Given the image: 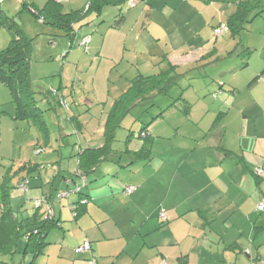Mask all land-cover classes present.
Masks as SVG:
<instances>
[{
  "label": "crops",
  "instance_id": "obj_1",
  "mask_svg": "<svg viewBox=\"0 0 264 264\" xmlns=\"http://www.w3.org/2000/svg\"><path fill=\"white\" fill-rule=\"evenodd\" d=\"M8 1L0 0L2 7ZM50 1L53 0H17V3L30 2L42 8ZM54 1L61 4L64 14L84 11L89 3V0ZM255 1L127 0L129 8L136 2L141 3V8L134 12L138 17L134 27L139 28L136 50L155 48L160 51L157 73L152 74L153 67L149 62L153 64L155 58H149L145 69L138 67L134 79L164 71L180 77V68L204 72L232 58L236 59L232 71H242L253 62V74H249L248 79L240 75L234 80L235 85L230 84L235 96L223 89L219 96L215 94V102L206 99L203 112L207 115L201 114L195 121V117L190 119L193 123L189 134L182 133L174 123L157 125L153 132L148 127V139L153 140L149 153L151 164L141 161L147 157L137 159L134 156L143 149L142 131L141 147L138 150L127 148L123 153L132 159V163L141 164H137L132 174L118 170L124 178L129 176V185L125 189L117 188L113 183L116 166L105 164L114 160L112 144L113 152L108 159L93 167L87 175L85 188L80 187L78 201L75 199L68 205H76L79 217L74 218L71 209L67 212L59 210L53 203L52 213L62 221V227L49 232L48 245L37 256H23L27 238L19 239L18 253L12 256L20 257L18 264H91V260H97L99 264H161L164 261L168 264H264V212L258 210L259 204L264 202V173L257 175V170L264 172V91H254L264 83V0H259L262 7L252 13L254 17L262 11L261 15L246 24L239 35L234 36L228 31L235 43L232 50H218L219 40L211 42V33L214 31L217 37L219 25H228L243 3L254 4ZM104 10L101 15L93 14L100 18ZM187 10L189 12L185 13ZM189 13L191 16L187 15ZM175 17L179 21H174ZM200 18L209 36L207 44H212L211 50L200 55L203 48L198 46L196 53L179 55L199 37L201 31L195 29V24ZM128 19L126 13L116 14L103 23L108 26L104 28L110 29L108 33L117 31ZM102 37L99 41L104 35ZM4 38L0 36L3 42ZM100 47L99 43L95 48L100 50ZM123 48L126 50L127 46ZM117 50L125 57V51L122 52L120 47ZM165 50L167 53L163 55ZM244 79L250 83L246 85ZM194 98L183 99L186 100L184 113L188 119ZM11 103V94L0 86V107ZM177 105L179 103L170 105L166 114L177 111ZM9 112L14 117L15 106L14 111L9 107ZM163 117L162 114L158 119ZM104 140L97 148L106 144ZM40 173L39 170L29 175L35 179H27L28 191L20 188V184L11 190L10 207L20 220L31 217L37 208V203L32 207L25 205L20 212L26 204L21 196L38 189L33 192L35 196L42 193L37 202L46 197L53 199L52 192L42 189L45 183L40 182ZM129 187L135 190L128 193ZM2 204L0 201V222ZM163 212L166 220L161 218ZM87 241L92 250L79 252ZM0 260H3L2 256Z\"/></svg>",
  "mask_w": 264,
  "mask_h": 264
},
{
  "label": "rangeland",
  "instance_id": "obj_2",
  "mask_svg": "<svg viewBox=\"0 0 264 264\" xmlns=\"http://www.w3.org/2000/svg\"><path fill=\"white\" fill-rule=\"evenodd\" d=\"M129 2L122 7H107L100 18L89 13L81 22L75 24L76 36L73 39L66 33L41 23L29 11L22 10L20 12L21 4L17 3V0H9L4 4L2 9L10 16L16 17L26 34L32 39L31 81L37 93V106L43 111L45 124L33 120L17 121L13 119L14 117L9 112V107L14 111L12 103L6 104L3 108L0 107V194L7 179V184L12 186H18L23 178L35 179V177H29L28 172H19L21 166L39 165L41 171L39 179L41 183L42 181L45 183V187L42 189L45 188L46 191L52 192L55 207L67 212L70 210L68 205L75 199L78 201L79 196L74 192L76 186L82 187L81 189L85 188L83 180L75 177L80 150L97 148L105 142L109 115L115 102L128 90L138 67L142 70L145 69L143 67L146 60L155 58L153 64L149 61L150 67H153L152 74L158 71L160 62L157 57L160 51L155 48L137 51L135 48L139 28L134 27L138 18L134 12L141 8V3L137 4L136 2L134 7L129 8ZM120 12L126 13L129 18L128 22L121 29L108 33L110 29L104 28V26H108L103 23ZM188 12L189 10L185 11V13ZM187 15L191 16L190 13ZM173 19L179 21L178 17ZM201 21L202 18L195 24V29L201 31L199 37H196V40L190 38L192 40L190 48L179 55L196 53L198 50L195 49L198 46L203 48L200 55L207 54L211 50L212 44H207L210 42L208 41L209 36L206 35L207 31L201 25ZM102 34L104 39L99 41L100 38H103ZM211 34V42L215 39L219 40L218 50L224 49L226 52L235 47V43L232 42L231 35L226 29H223L217 37L214 31ZM0 36L5 37L4 42L0 39V51H3L9 46L11 38L5 29H0ZM84 37L91 38L87 47L81 45ZM99 43L100 50L95 48ZM124 45L127 46L126 50L123 48ZM118 47L122 52L125 51V57H122V53L119 54ZM98 52L100 53L98 54ZM166 53L165 50L163 55ZM234 60L236 59L232 58L219 62L204 72L180 68V72H178L180 77H176L178 82L170 85L166 94L152 96L150 100L134 107L130 114L121 121L119 129L116 131V140L113 142L114 160L105 163L107 166L111 163L116 166L112 178L117 188L125 189L129 185L127 182L129 176L124 178V175H120L119 171L130 174L135 170L137 164H141V162L132 163V159L123 153L127 148L138 150L141 147L140 135L145 127L149 126L153 132L154 127L168 122L174 123L182 133L189 134V128L193 123V120L190 119L195 117V121L200 119L201 114L207 115L203 112L206 99H209L210 103L215 102V94L219 96L223 89L233 95L236 94L230 89V84L235 85L234 80L240 75L248 79L249 74H253L254 64L252 62L251 67L235 72L232 71L236 67ZM191 68L195 67L191 66ZM248 83L250 80L246 82V85ZM0 86L7 94L10 93L6 86ZM254 91H264V83L258 85ZM46 93L48 94L47 98ZM198 95L201 97L200 99H198ZM193 96L195 97L191 101L193 111L191 118L188 119V115L185 114V102ZM7 98L10 96L7 95ZM181 99L186 100L182 101ZM174 103H179L177 111L166 114L169 111V106ZM161 114L164 117L158 119ZM152 141L149 138V144L146 146L148 151L151 150ZM154 152L152 154L155 155ZM149 160L148 156L141 161L150 163ZM146 164L150 165L151 163ZM70 174L75 177L76 182L67 186V180H64L63 177H68ZM4 177L7 179L3 180ZM91 184L89 183V185ZM37 190L34 189L27 195L21 196L25 198L26 204L20 208V212L25 205L35 206L37 199L42 198V193L39 196L34 195L33 192ZM67 191L71 192L69 196L60 201L58 194ZM24 213L27 214L26 211ZM3 260L9 264H18L20 257L4 256Z\"/></svg>",
  "mask_w": 264,
  "mask_h": 264
},
{
  "label": "trees",
  "instance_id": "obj_3",
  "mask_svg": "<svg viewBox=\"0 0 264 264\" xmlns=\"http://www.w3.org/2000/svg\"><path fill=\"white\" fill-rule=\"evenodd\" d=\"M125 3H127V0H89L87 8L84 11L64 14L61 9V4L54 0L50 1L42 8L37 7L34 3L23 2L20 12L22 10L29 11L41 23L50 25L66 33L67 36L73 39V37L76 36L74 25L81 22L89 13L101 15L106 7H122ZM260 4L261 1L259 2V0H256L254 4L243 3L232 15L228 25L221 24L217 29L224 26L226 30L232 32L234 36L239 35L246 24L251 22L257 15H261L262 11L256 16H252L255 10L262 7ZM120 14H122V12H120ZM0 29L8 31L11 38L9 46L5 50L0 51V83L6 86L11 94L12 104L15 106L14 119L19 121L33 120L45 124L42 115L43 111L37 106V93L31 81L32 39L26 34L17 18L10 16L2 9L1 2ZM90 40V37H84L81 41V45L87 47L89 42L83 43ZM177 76V74L172 75L170 72L164 71L159 75L139 76L134 79L128 90L115 102L109 115L105 131L106 144L100 148H86L84 151L80 152L75 177L82 178L83 184L85 185L87 175L100 163L106 161L111 152H113L112 144L116 140V131L119 129L121 121L130 114L134 107L150 100L152 96L163 93L166 94L168 87L176 82ZM45 96L47 98L48 94L46 93ZM160 116H162V114ZM148 127H145L142 132V138L144 139L143 149L134 155L137 159L149 156L150 151H148V147H146L147 144H149V136L147 134ZM39 170V165H23L19 172L25 171L31 175L35 172H39ZM75 177L71 174L68 177H64L67 180V186H70L72 182H76ZM4 179L7 178L4 177L3 180ZM7 181L8 179L4 182L1 193L3 215L0 222V256L16 255L18 253V241L23 237L27 238V243L22 255L26 256L32 254L37 256L43 251L44 247L48 245L46 238L49 232L62 227V221L55 218L53 213L51 215L48 213L49 209L47 208L53 209L54 207V198H44V200H42L45 202L44 205H37L36 211L31 217L20 220L10 207L11 190L16 186L7 184ZM19 184L20 188L24 191H28L27 178H23ZM74 192L80 194V187L76 186ZM70 193L69 191L59 193L58 197L60 201L63 198H67ZM43 206H45L47 210H45ZM70 209L73 213V217L78 218L80 214L76 205H72ZM95 261L97 262V260ZM0 264L9 263L0 260Z\"/></svg>",
  "mask_w": 264,
  "mask_h": 264
},
{
  "label": "built area",
  "instance_id": "obj_4",
  "mask_svg": "<svg viewBox=\"0 0 264 264\" xmlns=\"http://www.w3.org/2000/svg\"><path fill=\"white\" fill-rule=\"evenodd\" d=\"M131 6L133 5V3H131L130 4ZM223 29H226L224 26H222L221 28H219L217 31H216V34L218 35ZM87 42H89V41H85L83 44H85V43H87ZM263 170H257V175H259V176H263ZM135 190V188L134 187H129L128 189H127V192L128 193H132L133 191ZM66 195V194H65ZM64 195V196H65ZM44 201H38L37 202V205L38 206H41V205H44ZM258 210L260 211V212H264V202H262L261 204H259V206H258ZM48 213L51 215L52 214V210H51V208H49V210H48ZM161 218L163 219V220H166V218H167V216H166V213L165 212H163L162 214H161ZM89 250H91V243L89 242V241H87V242H85V244L82 246V247H80L79 249H78V251L79 252H83V251H89ZM91 264H98L95 260L93 261H91ZM161 264H168L166 261H164V262H162Z\"/></svg>",
  "mask_w": 264,
  "mask_h": 264
}]
</instances>
